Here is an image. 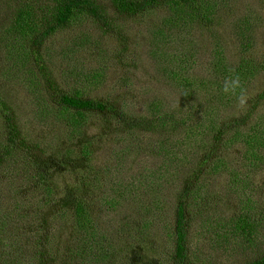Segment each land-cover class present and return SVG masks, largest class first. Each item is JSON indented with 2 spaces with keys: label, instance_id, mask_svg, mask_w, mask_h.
I'll use <instances>...</instances> for the list:
<instances>
[{
  "label": "rangeland",
  "instance_id": "obj_1",
  "mask_svg": "<svg viewBox=\"0 0 264 264\" xmlns=\"http://www.w3.org/2000/svg\"><path fill=\"white\" fill-rule=\"evenodd\" d=\"M98 2L107 13L108 27L102 28L88 18L81 19L73 27L51 36L41 48L32 49L26 39L20 41L9 32L14 5L0 0V101L3 104H0V141L5 133L1 112L6 111L26 144L37 145L31 149L32 158L40 161L39 171L50 178L54 194L53 201L47 200V189L43 186L36 189L34 180L30 179L34 167L25 163L23 171L16 168L15 173L0 164V207L23 216L19 232L9 229L11 234L6 236H10V241L0 245V254L9 258L7 254L22 253L20 264H63L64 250L70 244L69 236L75 225L70 211L71 201L75 199L87 202V215L82 221L91 226L81 231L76 228L77 235L82 237L88 231L86 235L90 239L104 243L108 239L107 244L114 249L112 260L105 264H172L179 192L186 179L200 170L199 158L204 155L205 144L202 136H192L195 139L183 142L185 135L178 125L186 124L187 118L171 122L168 132H157L147 123L151 119L152 102L163 105L165 112L172 115L170 121L185 115V93L167 76L172 66L167 63V51H173L174 47L166 39L176 29L178 34L187 29L171 28L165 23L168 11L163 7L144 15H125L115 12L108 0ZM156 30L163 33V43L155 42L152 31ZM187 32L194 41L195 57L175 65L187 66L189 61L193 62L190 68L194 70L193 79L204 76L206 61L216 43L224 45L228 60H235L239 52L237 37L241 33L253 37V54L260 56L264 54V0H228L208 30L194 27ZM27 50L30 55L33 52L32 57L23 55ZM60 90L79 93L113 110L86 112L84 120L75 122L60 111L55 101ZM260 95H264L263 76L253 79L229 106L221 107L216 119L222 117L219 122L239 119L247 105L252 104L250 101ZM196 98L193 103L203 101L200 93L193 96ZM255 115L264 117L262 98L255 107ZM200 118L194 115L193 122ZM254 118L249 117L242 130L253 124ZM143 121L145 126L140 125ZM261 129L264 135V124ZM87 141L91 143L89 154L83 155L80 148L87 147ZM161 142L177 158V168L166 164L164 170L160 168L155 185L150 188L144 185L139 197L128 196L111 210L105 203L112 196L106 189L109 182L106 164L114 169L121 158L123 166L117 170L120 177L134 176L143 167L156 169L162 159L158 156ZM175 142L190 149L174 145ZM233 146L221 148L224 162H234L240 167L238 173L233 176L227 167L212 174L209 170L212 165L204 163L196 192L182 198L189 222L190 264H244L264 253V222L258 232L259 241L254 245L233 233L230 224L231 218L253 210L254 218L264 217V149L260 153L263 158L258 157L251 166L244 155L246 145L236 140ZM25 156L26 152H22L20 160ZM91 168L102 169V173L85 171ZM248 198H253L255 205H250ZM56 209L60 211L55 215L57 219L50 218ZM26 213L34 217L42 214L43 219L51 220L49 223L59 230L52 249L44 242L43 254L37 258L31 239L34 228L24 217ZM128 232L141 240L129 249L126 248ZM16 241L19 243L14 246Z\"/></svg>",
  "mask_w": 264,
  "mask_h": 264
},
{
  "label": "trees",
  "instance_id": "obj_2",
  "mask_svg": "<svg viewBox=\"0 0 264 264\" xmlns=\"http://www.w3.org/2000/svg\"><path fill=\"white\" fill-rule=\"evenodd\" d=\"M6 1L14 5L13 20L8 29L9 32L20 41L24 42L26 39V43L29 44V47L32 49L41 48L45 41L51 36L59 31H64L73 27L74 24L81 19H91L102 28H106L109 25L107 13L98 0ZM108 1L111 2V6L115 12L125 15H144V13L156 8H166L168 14L164 18V22L170 24L171 28L179 27L184 30L187 29L179 34L176 29L172 31V33L175 34H172L170 39H166V41L171 40L174 47L173 51H167V55L169 56L167 63H171L172 65L167 72V76L182 88V93H185L187 102L185 115H182L181 119L176 118L170 121L172 115L165 112L163 105L161 103L154 104V102H152L150 107L151 119L147 123L152 124L154 126H152V129H157L155 130L157 132H168L170 129H167V126L170 125L171 122L177 123L182 121V118H187L186 124L178 125V127L181 128V134L185 135V140L183 142L185 143L188 140L195 139L193 137L202 136L201 141H204L205 144L203 147L204 155L199 158L200 164L198 168H200V170L196 172L193 177L186 179L184 188L179 192L181 199L175 214L173 230L175 238L171 261L172 264H190L189 231L187 229L189 222L186 219V206L184 207L186 204L184 200L182 201V198L188 196L191 192H196L195 188L198 183V176L200 172H202L204 163L212 165L211 167L209 166V170L212 174H216L218 171L229 167L232 175H236L238 173L237 169H240V167H236L235 163L232 161L229 163L227 160L228 164L224 162V151L222 150L223 147L233 148V144L236 140L246 145L247 151L244 155L248 157V162L251 166L258 160V157L263 158L260 153L261 150L264 149V135L261 129V124H264V117L255 115V107L259 105V99H264V95H260L257 99L251 100L250 102L252 104L247 105L244 114L238 116L239 119H230L229 121L231 122H226L225 120L219 122L222 120V117L220 119H216V117L220 116L219 109L229 106L230 104L228 103L235 96L241 95V91L247 88L253 82V79L259 76L264 77V54L260 56L253 54V37L251 36L248 38L246 33H241L239 37H237L236 45L239 52L235 60H228V54L225 51L224 45L222 43H216L212 50V54L206 61L204 76L200 79H193L191 76L194 70L190 69L193 62L191 63V61H189L190 63L187 66L175 65L177 63L181 64L187 62L191 56L193 58L195 57L196 49L194 47V41H191L190 37L188 38L189 32L187 31L194 27L208 30L209 27L212 26V23L218 19V16L222 14L225 3L228 0ZM239 20L247 22L245 18H239ZM152 36L155 42L163 43L164 37L161 31H152ZM209 36L213 37L210 33ZM180 41L183 43H179ZM178 44L180 46H178ZM162 51L164 52L166 50L162 49ZM15 52L19 54V52ZM23 55L28 57L30 51L27 50L23 52ZM30 56H33L32 51ZM19 61L22 60L19 59ZM237 78L239 80V85L233 89L231 82ZM226 85L229 87L228 91H225ZM46 93V96H48V91ZM196 93H200V96L203 97V101L200 103H193V101L197 100V98L193 99ZM55 96V101L60 107V111L75 122L84 120L83 116L86 112L106 113L109 110H113L109 105L106 106L104 103L83 98L79 93L75 92L67 93L60 90ZM0 104H2L1 101ZM176 111L177 110H175V114L178 117ZM1 115L5 124V133H3L4 139L2 138L3 140L0 141V164H3V169L10 168L15 172L17 168L23 171L25 163L28 166L34 167V172L30 179L32 178L34 180L36 189L41 188V186L45 187L48 191L46 199L53 201L54 194L51 192L53 183L43 171H39V169L42 168L40 166V161L32 158L31 149L36 148L37 145L33 146L31 144L32 146L30 147L26 144L25 138L21 136L18 127L9 116V113L3 111ZM194 115H200L202 118L193 122ZM253 116L256 117L253 119V124L250 123L247 129L242 130L243 125L249 120V117L252 118ZM121 121L118 120V122ZM140 125L145 126L146 122L143 121ZM158 128L161 130H158ZM164 142L167 143L166 139ZM184 143L175 142L174 145H181L188 148ZM85 144L87 147L84 146L82 149L80 148V153L88 155V148L91 143L87 141ZM161 144H163V142H161ZM165 147L166 144L158 147V153L161 154L158 156L162 158L158 168L152 169L151 167H143L141 170H138L134 176L120 177V175L117 174V170L123 166L121 158L118 159L116 166L113 167L114 169L108 168L109 165L106 164L107 169L105 175H108L109 179L106 189L108 192L112 193V196L105 199V203L111 210L128 196L139 197L141 192L140 188L144 185L146 188L155 185L157 177L161 174L160 168L164 170L166 164L169 165L170 163V166L177 168V158L172 157ZM22 152H26L23 161L20 160V158L23 159ZM67 152H69V150ZM143 156L147 155L144 154ZM107 170L109 172L112 171L111 174H108ZM85 171L102 173V169L98 171L96 168ZM207 174L209 175V173ZM101 180L104 182V179ZM67 187L68 186H66V188ZM195 194L196 198L199 197L198 192ZM119 198L121 199L119 200ZM132 200L137 199L133 198ZM248 203L250 205H255L253 198H248ZM70 209L72 212L71 221L73 224L75 223V225H73V234L71 232V236H69L70 244L64 250L65 254L62 258L63 264H93L97 262L98 264H105L111 261V254L114 249L107 244L110 243L108 239L106 240L107 243L101 240H92L86 235L89 234L88 231L82 237L77 235L76 228H80L79 231L91 228L90 225L88 226L87 222L82 221L87 215V202H83L79 199L72 200ZM250 210L251 209H248L247 211ZM253 211L231 218L230 224L233 233L243 236L245 240L254 245L255 242L259 241L257 239L258 232L263 228L261 222H264V217L260 220L254 218L252 214ZM59 212V209H56L53 214L50 215V218L57 219L55 215H59ZM24 217L28 220L31 227L34 228L31 236V239H33V250L36 254V258L40 257L43 254L42 249L44 247V242L51 245L48 249H52V244H54L53 240L57 236V231L59 230L49 223L51 220L43 219L42 214L34 217L32 214L26 213ZM22 219V215H17L7 207H0V245L10 241V236H6L11 234V232H9L10 228L19 232L21 226L19 223H21ZM79 222H82V224L76 226ZM48 225H51L50 228ZM128 234L130 237L127 240V249L133 248L134 245H138L141 241L138 235L129 232ZM18 243L19 241H16L13 245L15 246ZM7 255H9V258L0 254V264H20L18 261L22 259V253ZM244 264H264V253L259 258Z\"/></svg>",
  "mask_w": 264,
  "mask_h": 264
},
{
  "label": "clouds",
  "instance_id": "obj_3",
  "mask_svg": "<svg viewBox=\"0 0 264 264\" xmlns=\"http://www.w3.org/2000/svg\"><path fill=\"white\" fill-rule=\"evenodd\" d=\"M239 85V80H238V78L237 79H235V80H233L232 82H231V86H232V88L234 89L236 86H238ZM229 90V87L226 85V87H225V91H228Z\"/></svg>",
  "mask_w": 264,
  "mask_h": 264
}]
</instances>
